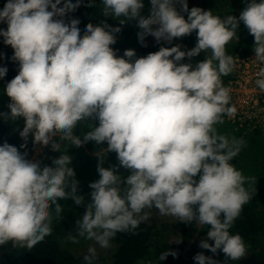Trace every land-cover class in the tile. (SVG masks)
<instances>
[{"label": "clouds", "instance_id": "1", "mask_svg": "<svg viewBox=\"0 0 264 264\" xmlns=\"http://www.w3.org/2000/svg\"><path fill=\"white\" fill-rule=\"evenodd\" d=\"M149 2V13L143 14V0H102V15L121 25L137 21L145 47L148 36L171 44L193 32L195 47L161 46L139 58L127 49L118 56L112 45L120 27L89 23L82 35L79 19H63L80 0H7L0 10V23L7 24L0 36L19 63L5 88L10 111L0 118L23 119L22 148L31 136L34 145L62 153L49 166L7 142L0 146V245L34 248L51 235L64 209L59 201L71 198L86 210L65 240L93 242L84 264H97L98 248H111L118 233H135L152 209L207 227L199 247L222 252L225 264L245 257L244 238L230 229L252 199L246 185L255 177L231 163L246 141L220 133L216 125L237 111L221 78L236 66L226 46L238 39L240 22L254 37V61L264 65V0L247 2L239 17L189 10L188 0ZM201 52L206 59L195 66L182 63ZM7 71L0 67V79ZM256 76L255 85L264 92V66ZM78 125L88 129L83 139L75 134ZM88 142L107 147L94 153L99 179L89 184L91 200L85 203L68 149ZM108 153L116 154L117 165L104 166ZM120 168L128 174H119ZM169 255L176 253L164 251L159 260ZM193 259L220 264L203 252Z\"/></svg>", "mask_w": 264, "mask_h": 264}, {"label": "trees", "instance_id": "2", "mask_svg": "<svg viewBox=\"0 0 264 264\" xmlns=\"http://www.w3.org/2000/svg\"><path fill=\"white\" fill-rule=\"evenodd\" d=\"M210 1L214 6V9L211 10L215 15L221 17L226 15L239 17L240 12L246 7V3L250 2L246 0L244 2L243 0ZM143 2L145 7L142 12L143 14H148L151 7L150 2L149 0H143ZM6 3L7 0H0V10L4 8ZM73 3H76V0H73ZM196 3L197 0H188L189 10L192 7H196ZM177 7L179 10V5ZM182 14L187 18L186 13ZM73 18L80 20L79 28L81 29V34L89 23L99 25L102 22H106L113 27H120L121 31L115 34L117 42L112 45L113 49L117 50L118 56H123L124 51L127 49H133L136 52L137 58H139L151 52L158 51L161 46L173 47L180 45L182 51H188L195 47L197 43L196 33L193 32L191 35L175 39L171 44L161 42L160 44L157 43L145 47L139 42L137 34L140 29L137 27V21L129 20L121 25L116 18L103 16L102 0H80V7L74 12L68 13L63 19L68 22ZM0 29L6 30L7 24L0 23ZM237 37L238 39L234 38L235 40L226 46L227 53L232 56L239 54V52L243 55L253 53L254 37L249 34L243 22H240L237 29ZM13 55L14 50L12 47L6 45L4 38L0 36V67H6L8 69L6 76L0 79V113L10 111L7 108V105L10 103V98L7 96L5 88L7 83L19 71V63L12 60ZM200 56L198 55L191 59L186 57L182 63H191L195 66V64L200 62ZM234 77V74L231 73L221 79L224 85H228ZM95 123L98 126V121ZM223 124L227 125V127L230 126V122L228 123L226 120H224ZM23 127V119L11 121L0 118V146L4 142L16 146L22 154L27 153L26 158L29 160L40 149L39 162L42 165L51 166L52 159L62 153L52 151L50 146L43 147L34 145L31 136L27 141V147L22 148L21 145L25 141L20 137L19 132L23 130ZM230 127L234 129L229 134L230 137L236 136L246 141V145L237 156L235 167L241 170L245 176L255 177V183L251 186L246 185L252 193V199L244 205L240 216L230 229L232 234L238 233L244 238L247 246L246 255L240 261L229 260L227 264H259L264 258V254L261 253L264 251V180L261 177V170L264 168V129L261 126L252 128V125H245L238 129H235L232 125ZM219 128H217L218 131H220ZM87 130L86 127L78 125L75 134L81 136V139H83V133ZM69 147L68 154L72 156L71 166L74 168L76 179L79 181L78 194L84 197H90L89 194L92 190L89 184L99 179L97 172L98 160L94 153L100 147H107V145L98 146L94 142H88L79 148L71 147L70 145ZM117 164L116 154L108 153L104 166L111 167ZM119 174L127 175L128 173L125 169L120 168ZM59 203L64 209L60 217L53 221L51 235L32 249L14 248L11 243L0 245V264H84L83 256L86 252L82 254L74 253L66 245L65 237L69 232H73L74 234L76 221L83 215L85 209L83 205H76L71 198L60 200ZM175 224L181 230V240L178 243H172L170 241V225H163L160 229L155 230L151 224L145 221L140 224L135 233H118L111 242L116 248L112 259L108 260L99 256L97 264H196L193 257L200 252H203L207 256H213L220 264H225V256L222 252L213 254L199 247L200 238L206 237L208 230L204 226L197 241L187 252V257L190 259L187 260L183 255V251L194 236L198 226L195 221L192 223L176 221ZM210 243L214 242L210 241ZM168 250L175 252L176 255H169L166 260L160 261V254ZM249 258L250 260L248 262Z\"/></svg>", "mask_w": 264, "mask_h": 264}, {"label": "built area", "instance_id": "3", "mask_svg": "<svg viewBox=\"0 0 264 264\" xmlns=\"http://www.w3.org/2000/svg\"><path fill=\"white\" fill-rule=\"evenodd\" d=\"M233 57L236 60V66L232 72L235 77L225 86L231 89L230 103L235 105L237 111L231 118L225 116L224 120L238 127L260 126L258 124L261 123L255 114L260 108L264 109V92L257 88L255 80L257 72L264 65L254 61V52L249 55L239 53Z\"/></svg>", "mask_w": 264, "mask_h": 264}, {"label": "rangeland", "instance_id": "4", "mask_svg": "<svg viewBox=\"0 0 264 264\" xmlns=\"http://www.w3.org/2000/svg\"><path fill=\"white\" fill-rule=\"evenodd\" d=\"M242 1V0H240ZM246 1H250V0H246ZM244 2V0H243ZM196 7H199V8H202L204 10H211V9H214V6H213V3L210 1V0H197V3H196ZM235 39H233L231 42H233ZM145 44L147 46H150V45H155L157 44L156 40L154 37H151V36H148L145 38ZM241 53V52H239ZM242 54V53H241ZM200 61H203L206 59V53L204 52H201L200 53ZM260 94V93H259ZM259 98V97H257ZM255 116H258V121L261 123V124H258L260 125L263 129H264V109L263 108H260L258 110V112H256ZM229 123V122H228ZM230 126L232 125L235 129H238V128H241V127H238L237 125H233L232 123L229 124ZM227 127V125H224V124H218L216 125L217 128H219V132L222 133V134H227L229 135L232 130H234L232 127ZM253 128V127H252ZM236 132V131H234ZM238 135V134H236ZM40 149L36 151L35 155L33 156V158L31 160L33 161H39L40 158H39V155H40ZM236 158H234L231 163L233 165H236ZM261 160V159H259ZM261 177L263 178L264 180V168L261 170ZM90 195V194H89ZM91 198L88 196V197H85V203H88L90 202ZM84 209L86 210L85 206H83ZM84 214V213H83ZM147 222L149 224H151L155 230H158L161 228V226H165V225H170V229H171V234H170V241L172 243H178L180 240H181V230H180V227L175 224L176 221L172 218V217H168V216H160L159 213H158V210H155V209H152L151 210V216L149 218V220H147ZM205 237H201L200 238V241L202 239H204ZM66 242V245L74 252V253H77V254H82L84 252L87 251V248L88 246H90L93 242L91 241H86V240H81L79 244H72L70 242ZM210 242V241H209ZM115 246L112 245L111 248L109 249H99L98 248V252H99V256L100 257H103V258H106L108 260L112 259L113 257V254L115 252ZM261 253L264 254V251H262ZM260 255V254H259ZM262 256V255H261ZM250 258L248 259V262H249ZM259 264H264V258L262 259L261 262H259Z\"/></svg>", "mask_w": 264, "mask_h": 264}, {"label": "water", "instance_id": "5", "mask_svg": "<svg viewBox=\"0 0 264 264\" xmlns=\"http://www.w3.org/2000/svg\"><path fill=\"white\" fill-rule=\"evenodd\" d=\"M82 35H83V33H82ZM173 219L176 220L177 222H181V221L179 220V218L173 217ZM195 222H196V221H195ZM196 223H197V222H196ZM197 226H198V227H197V230H196L194 236H193L192 239L188 242V244L185 246L184 251H183V255H184V257H185L187 260H190V259L187 257V252H188L189 249L195 244V242L197 241V239H198V237H199V235H200V232H201V230H202V228H203V226L199 225L198 223H197ZM191 264H194V263H191Z\"/></svg>", "mask_w": 264, "mask_h": 264}]
</instances>
